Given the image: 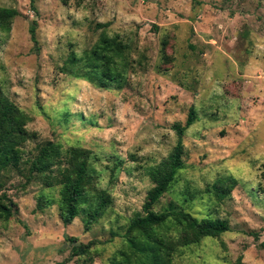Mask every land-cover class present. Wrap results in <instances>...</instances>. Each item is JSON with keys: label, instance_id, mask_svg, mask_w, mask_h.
Wrapping results in <instances>:
<instances>
[{"label": "clouds", "instance_id": "obj_1", "mask_svg": "<svg viewBox=\"0 0 264 264\" xmlns=\"http://www.w3.org/2000/svg\"><path fill=\"white\" fill-rule=\"evenodd\" d=\"M0 264H264V0H0Z\"/></svg>", "mask_w": 264, "mask_h": 264}]
</instances>
